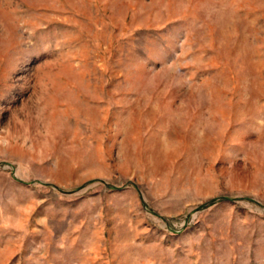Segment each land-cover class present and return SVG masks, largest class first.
I'll return each mask as SVG.
<instances>
[{
    "label": "rangeland",
    "instance_id": "374dc122",
    "mask_svg": "<svg viewBox=\"0 0 264 264\" xmlns=\"http://www.w3.org/2000/svg\"><path fill=\"white\" fill-rule=\"evenodd\" d=\"M0 264H264V0H0Z\"/></svg>",
    "mask_w": 264,
    "mask_h": 264
}]
</instances>
